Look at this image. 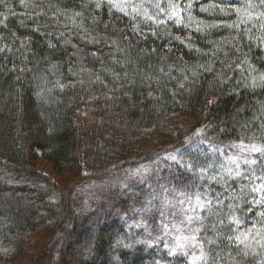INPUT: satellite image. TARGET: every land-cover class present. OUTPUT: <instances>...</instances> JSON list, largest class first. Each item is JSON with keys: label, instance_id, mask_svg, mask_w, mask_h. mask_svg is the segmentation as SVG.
<instances>
[{"label": "trees", "instance_id": "1", "mask_svg": "<svg viewBox=\"0 0 264 264\" xmlns=\"http://www.w3.org/2000/svg\"><path fill=\"white\" fill-rule=\"evenodd\" d=\"M259 13L260 0H183L179 23L136 17L134 31L131 16L107 0H3L0 264H186L189 253L170 254V243L155 242L154 211L143 224L129 214L152 206L147 194L160 181L195 186L176 166L131 174L179 146L216 176L200 186L219 212H199L207 216L198 239L208 264L261 261L264 247L251 237L248 256H237L244 245L227 239L237 233L226 214L240 204L245 231L264 208L248 212L243 201L254 194L241 187L249 181L218 169L237 154L234 143L264 145ZM194 134L199 141L190 142ZM252 158L260 175L264 161ZM40 160L50 173L36 167Z\"/></svg>", "mask_w": 264, "mask_h": 264}, {"label": "snow or ice", "instance_id": "2", "mask_svg": "<svg viewBox=\"0 0 264 264\" xmlns=\"http://www.w3.org/2000/svg\"><path fill=\"white\" fill-rule=\"evenodd\" d=\"M3 0H0V3H2ZM130 3V0H108V4L111 8H115L118 11L125 13L127 15L126 7ZM260 4L264 5V0H260ZM101 5L100 3L96 4V7L99 8ZM152 5L149 3V7ZM251 6V5H249ZM144 5L141 3L138 6L133 7V12L139 13L141 8H143ZM155 7L159 8L161 12H164L165 9L160 7V4L157 3ZM169 8L171 9V16L178 17V6L172 5L169 3ZM239 11V10H238ZM79 15V13H77ZM144 15L147 16V10H144ZM249 18H251L252 14L247 13ZM260 16H264V13H259ZM171 18V17H170ZM179 23V19L177 20ZM264 27V25H262ZM136 29L134 28V31ZM155 35V33H153ZM179 39V37H177ZM253 86H256L255 84V78H253ZM259 86L264 87V74L261 76V83ZM232 147L237 150V154L228 157V161L230 162V165H234V167L229 165H221V167L224 169V172L228 174L230 177L234 175L235 177H244L249 181V184L243 185L241 187V192L243 195H247L248 192L253 193V198L251 200L243 201L244 204L250 205L248 207V212H252L254 207L260 206L264 208V163L261 164V167L259 169L260 175H257V169L253 166L257 164V160L252 158V154H259V157L262 161H264V145H258L256 143H244L243 140H241L238 144H233ZM169 159L176 160L177 155L174 153L169 154ZM247 165L248 167L246 169H242L241 165ZM143 167V166H142ZM183 167L189 170L194 169V165L189 162H185L183 164ZM139 171V170H137ZM207 171L206 168L200 169L201 177H203V174ZM211 179L215 180L216 176H212ZM223 179V177H221ZM259 181V183H257ZM226 183V182H225ZM247 189V191H245ZM219 194H217L218 196ZM243 195L240 197H235L238 199L243 200ZM205 198H201V194L197 193L195 194V206L192 208V212L195 213V215H189L187 214L185 209L180 210V214L184 217L178 224L173 223L171 225L172 229L175 230V232L180 233L178 235H175L174 240L175 243L173 246L165 245V247L169 248L170 254L180 253L185 256L188 255V250L192 249V255L188 257V264H208L209 256L204 251V245L201 240L198 239V234L200 233L201 229L203 228V221L207 219V216H201L196 209H203L205 210L208 215H216L219 217V212L215 210L214 208V202L213 199L210 197H207V193L204 194ZM187 202L189 204L192 203V197H187ZM180 204H184L185 201H179ZM215 204L219 205L222 204V201L219 199L215 200ZM242 212V207L240 204L229 205V213L226 214L227 223L229 225H235V229L233 231L237 233L236 235H229L227 239L230 242H234L236 247L239 248L240 245H244L243 249H240V251L237 252V256H248V251L246 249L251 247V244H246L245 241L249 239V237L252 238V240L255 241L256 244L260 245L261 247H264V244L261 242L264 241V211L257 213V215L260 217V219L253 223L250 228H247L245 231H241V226L243 225L244 221L242 220L241 216L238 215V213ZM175 215V213H174ZM161 216H163V213H161ZM194 221L199 222V227L191 228L189 230V234L185 235L183 234V231L181 229V225H191ZM219 224L224 225L225 220L219 219ZM259 225V227H257ZM136 227H141V224L135 225ZM161 228L165 234H169V224L164 223L161 221ZM213 230H215V225L213 226ZM254 233V234H253ZM259 237V239H257ZM161 240V237H156L155 242H159ZM140 242V241H138ZM151 243V242H149ZM208 243L212 244L214 241L212 239H208ZM128 247H131V245H126ZM199 248V255L196 254L195 249ZM253 251H255L253 249ZM257 264H264V260L258 261Z\"/></svg>", "mask_w": 264, "mask_h": 264}, {"label": "rangeland", "instance_id": "3", "mask_svg": "<svg viewBox=\"0 0 264 264\" xmlns=\"http://www.w3.org/2000/svg\"><path fill=\"white\" fill-rule=\"evenodd\" d=\"M108 1V0H107ZM182 1L183 0H130V3L127 5L126 7V11H127V16L130 17L133 21L130 22V26L134 29H139V24L137 20H135L136 17L145 20V21H156V20H162L163 17L165 18H173L176 19V21L181 18V8H182ZM141 3H143L144 7L141 8L139 13H135L133 12V7L134 6H138ZM149 3L152 5L151 7H149ZM159 3L161 8H164L165 11L161 12L159 8L155 7V5ZM169 3H171L172 5H176L178 6V12H179V16L175 17V16H171V9L169 8ZM147 10V16L144 15V10ZM117 12H119L120 14H124L120 11H118L117 9H115ZM154 14V15H153ZM155 14H157V16H155ZM199 137V134H194L192 136V138L190 139V142H196L199 141L196 138ZM200 138V137H199ZM217 150H219V148H217ZM174 153L177 155V159L171 160L169 159V154ZM187 151L185 149L184 146H179L176 148H173L169 151L163 152L160 157L150 163V164H146V163H140L136 166H134L131 170V174L135 175L137 174V172H149L150 174H153L155 171L159 170L161 167L165 168V166H176L182 169H185L186 172L191 176V182L193 185H195L193 188L191 189H186L181 187V185H179L178 182L175 181H160V183L163 185L162 187H158L157 184L155 186H152V188L148 191V198H149V203L152 204V206L149 207V204L147 203L143 209L134 212V210H131L129 212L130 215L135 214V219L137 222L140 221V223H144L146 222V219L148 218V215H152V212L154 211V213L157 216V223H156V230L158 233V236L161 237L164 242H168L170 243L172 246L175 243L174 237L175 235H178L180 233L175 232V230L172 229L171 225L173 223H179L182 219H184V217L180 214V210L181 209H185L187 214L189 215H195V213L192 212V208L195 206V194L199 193L201 194V198L204 199V187H200L201 184L204 182V179H211V177L214 175L210 172H208V170L203 174V177H201L200 174V169L198 168L195 164L192 163V161L189 159V157H187ZM233 156V155H228L226 158ZM254 156V154H252V157ZM228 161V159H227ZM185 162H189L192 163L195 167L193 170H189L186 169L185 167H183V164ZM229 162V161H228ZM143 166V167H142ZM229 166L234 167V165H230L229 162ZM36 167L39 168V170H41L42 172H44L45 174L50 173L51 171V164L47 163L46 161H38L36 163ZM218 169H223L221 166H218ZM139 170V171H137ZM166 171L170 170L169 168H165ZM175 172V170H172ZM224 173V172H222ZM194 189V190H193ZM187 197H192V203L189 204L187 202ZM185 201L184 204H180L179 201ZM202 209L197 208L196 211L199 213ZM161 213H163V216H161ZM175 213V215H174ZM161 221H163L164 223L169 224V234H165L161 228ZM197 227L196 225V221L193 222V224L191 225H181V229L183 231V234L188 235L189 234V230L191 228H195ZM63 230L58 228L53 235L51 244L55 245L58 242V236L61 235V232ZM36 242L37 246H41L42 245V238H40L38 241L35 240L34 243ZM34 245V244H33ZM34 245V247L36 246ZM53 247V248H54ZM196 254L199 255V248L195 249ZM28 253H32L33 254V250H31ZM188 253L190 254V256L192 255V249L188 250ZM261 260H264V258H261ZM188 264V262L186 263ZM202 264V262H201Z\"/></svg>", "mask_w": 264, "mask_h": 264}]
</instances>
